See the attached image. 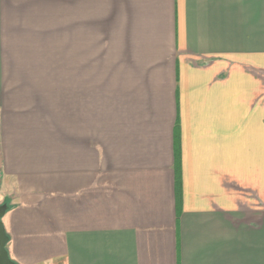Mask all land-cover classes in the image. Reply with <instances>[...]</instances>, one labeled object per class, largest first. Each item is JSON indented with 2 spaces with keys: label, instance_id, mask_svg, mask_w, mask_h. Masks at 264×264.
<instances>
[{
  "label": "crops",
  "instance_id": "obj_1",
  "mask_svg": "<svg viewBox=\"0 0 264 264\" xmlns=\"http://www.w3.org/2000/svg\"><path fill=\"white\" fill-rule=\"evenodd\" d=\"M3 205L17 264H264V0H0Z\"/></svg>",
  "mask_w": 264,
  "mask_h": 264
},
{
  "label": "water",
  "instance_id": "obj_2",
  "mask_svg": "<svg viewBox=\"0 0 264 264\" xmlns=\"http://www.w3.org/2000/svg\"><path fill=\"white\" fill-rule=\"evenodd\" d=\"M7 211L8 207L6 205L0 206V264H17L11 260L7 251L9 238L6 234L5 227L3 224V218Z\"/></svg>",
  "mask_w": 264,
  "mask_h": 264
},
{
  "label": "rangeland",
  "instance_id": "obj_3",
  "mask_svg": "<svg viewBox=\"0 0 264 264\" xmlns=\"http://www.w3.org/2000/svg\"><path fill=\"white\" fill-rule=\"evenodd\" d=\"M43 34H37V37L38 39H41L43 36ZM47 34H45L46 36ZM48 36L51 37V40L54 41V42H59V43H64L66 44L67 43V48H65L64 46H61L59 49L55 50V48H52V55H54L53 53L56 52V53H59L60 55H74V52H75V48H74V34H48ZM66 37H68V40H64ZM70 41V42H68ZM73 41V42H72ZM66 42V43H65ZM58 54V55H59ZM57 55V56H58ZM64 56V55H63Z\"/></svg>",
  "mask_w": 264,
  "mask_h": 264
}]
</instances>
